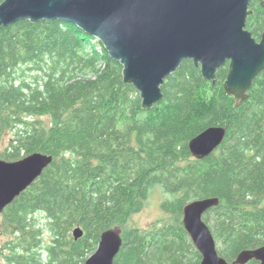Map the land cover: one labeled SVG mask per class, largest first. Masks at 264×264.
I'll use <instances>...</instances> for the list:
<instances>
[{
  "label": "trees",
  "instance_id": "1",
  "mask_svg": "<svg viewBox=\"0 0 264 264\" xmlns=\"http://www.w3.org/2000/svg\"><path fill=\"white\" fill-rule=\"evenodd\" d=\"M250 10L245 29L258 40L264 8L252 0ZM93 40L60 21L0 26V140L13 133L0 159L53 158L0 215L11 237L0 248L4 261L84 264L101 233L119 226L113 264H200L181 220L187 203L206 197L219 199L203 222L221 258L231 263L264 246V71L233 106L223 89L228 64L212 84L186 60L162 83V101L144 111L120 63ZM213 126L225 129L223 143L192 159L189 141ZM156 187L167 195V217L128 227ZM77 227L83 234L74 240Z\"/></svg>",
  "mask_w": 264,
  "mask_h": 264
},
{
  "label": "water",
  "instance_id": "2",
  "mask_svg": "<svg viewBox=\"0 0 264 264\" xmlns=\"http://www.w3.org/2000/svg\"><path fill=\"white\" fill-rule=\"evenodd\" d=\"M252 0H2L0 26L19 21H60L72 24L102 44L111 60L122 66L123 82L140 95L142 110L163 99L161 85L183 61H192L205 82L215 84L218 68L227 65L223 83L233 106L248 99L264 71V30L255 41L245 29L253 14ZM264 8V0H256ZM225 129L209 127L188 143L195 160L213 154L223 143ZM52 156L34 152L17 161L0 159V215L40 177ZM219 205L218 198L187 203L182 226L200 254V264H264V246L244 250L228 263L218 255L203 215ZM80 228L72 231L81 238ZM122 229L101 233L97 249L84 264H113L122 245Z\"/></svg>",
  "mask_w": 264,
  "mask_h": 264
},
{
  "label": "rangeland",
  "instance_id": "3",
  "mask_svg": "<svg viewBox=\"0 0 264 264\" xmlns=\"http://www.w3.org/2000/svg\"><path fill=\"white\" fill-rule=\"evenodd\" d=\"M93 43L97 48L99 47L98 41L96 39L93 40ZM26 73L28 74L26 77L28 79L29 75H31V72L26 71ZM42 119L45 123L48 121L45 117ZM11 138H13V133L11 131H8L5 133L2 140H0V154L7 146L9 142L8 140H10ZM166 197L167 195L160 189V187L153 188L149 195V198H147L148 200L145 202L143 209L137 214L132 215L128 219L127 226L131 228L148 229L160 219L166 218L167 215L163 211H161L160 208L161 202ZM10 238L11 237L8 235V233L2 229L0 218V248L3 247L4 243L9 241ZM48 240L49 236L46 235L42 241L44 244H47L49 242ZM0 264H7L2 256H0Z\"/></svg>",
  "mask_w": 264,
  "mask_h": 264
},
{
  "label": "flooded vegetation",
  "instance_id": "4",
  "mask_svg": "<svg viewBox=\"0 0 264 264\" xmlns=\"http://www.w3.org/2000/svg\"><path fill=\"white\" fill-rule=\"evenodd\" d=\"M261 34H262V33H261ZM261 34H260V35H261ZM254 39H255V38H254ZM259 40H260V37H259V39H258V40H256V39H255V41H259ZM215 153H216V152H215ZM263 203H264V201H263Z\"/></svg>",
  "mask_w": 264,
  "mask_h": 264
}]
</instances>
